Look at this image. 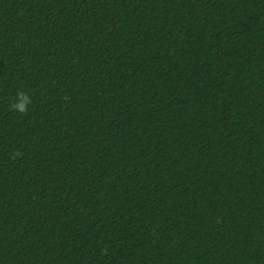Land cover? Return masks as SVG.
Returning <instances> with one entry per match:
<instances>
[{
  "label": "trees",
  "instance_id": "16d2710c",
  "mask_svg": "<svg viewBox=\"0 0 264 264\" xmlns=\"http://www.w3.org/2000/svg\"><path fill=\"white\" fill-rule=\"evenodd\" d=\"M0 264H264V0H0Z\"/></svg>",
  "mask_w": 264,
  "mask_h": 264
},
{
  "label": "clouds",
  "instance_id": "9594fccd",
  "mask_svg": "<svg viewBox=\"0 0 264 264\" xmlns=\"http://www.w3.org/2000/svg\"><path fill=\"white\" fill-rule=\"evenodd\" d=\"M31 97L24 91L18 92L16 100L10 105V110L20 114H26L31 105Z\"/></svg>",
  "mask_w": 264,
  "mask_h": 264
}]
</instances>
